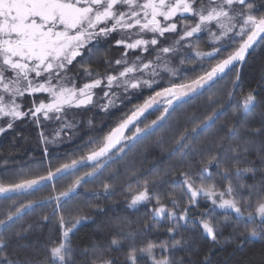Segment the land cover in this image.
<instances>
[{"label":"snow or ice","instance_id":"1","mask_svg":"<svg viewBox=\"0 0 264 264\" xmlns=\"http://www.w3.org/2000/svg\"><path fill=\"white\" fill-rule=\"evenodd\" d=\"M203 33L210 51L202 50ZM104 44L120 54L106 55L101 72L93 58ZM259 45L264 12L257 14L254 0H0V136L19 135L21 123L33 126L48 161L36 169L10 167L7 159L0 165V264H33L37 250L23 243L33 226L18 222L45 207L58 229L37 254L41 264H78L81 256L79 264H212L209 254L192 259L199 254L192 238H176L189 225L209 253L220 244L240 249L264 238V114L258 125L247 119L264 98L255 87H242L250 50ZM189 65L193 74L182 75ZM230 73L223 97L212 92ZM206 92L204 105L193 106ZM126 103L132 106L107 131L90 118L86 138L79 136L77 114L98 109L107 115ZM189 106L182 123L172 120ZM229 107L230 118L217 125ZM158 131L152 143L176 163L151 176L129 164L118 180L119 169L110 166ZM188 157H199V166L185 164ZM257 171L260 181L245 183ZM168 177L179 187L162 192ZM89 184L97 201L115 195L119 184L127 209L151 204L145 222L111 224L106 247H74V233L104 211L99 203L69 206ZM225 225L232 228L228 237ZM162 230L167 239H147Z\"/></svg>","mask_w":264,"mask_h":264},{"label":"trees","instance_id":"2","mask_svg":"<svg viewBox=\"0 0 264 264\" xmlns=\"http://www.w3.org/2000/svg\"><path fill=\"white\" fill-rule=\"evenodd\" d=\"M256 4L257 14L264 12V0H254ZM202 50L210 51L206 41L208 40L207 33L200 35ZM251 54L248 56L247 63L243 68V84L242 87L246 91L249 86L255 87L257 89L258 98H264V85L258 86V81L262 70H264V45H259L255 49L250 50ZM119 52L116 50L109 51V45L104 44L96 53L93 58V64L99 71H104V65L100 63L106 55H110L113 58L119 56ZM214 62V61H213ZM178 59L174 61V66L178 65ZM191 65L187 66V69L181 68V74L192 75L190 71ZM207 67V63H205ZM198 70V69H197ZM233 74H229L223 80L219 81L218 84L212 89V92L223 97L224 93L227 91L228 81L232 78ZM239 91V90H238ZM145 91V95H148ZM209 93H205L204 96L198 97L197 100L192 102L193 106H203ZM143 97L139 100L133 99L132 103H137L142 101ZM132 106L131 103H126L125 106L110 110L109 114L105 115L98 109H92L91 111L84 112L82 114H77L74 119L79 123V136L86 138V133L88 132L87 120L93 119L97 129L101 127V121H103V130L107 131L108 127L112 126L114 122L122 115L123 112L127 111L128 108ZM233 111V108L229 107L226 109L220 120L217 121V125L226 122ZM191 112V106L185 109H180L173 113L172 120L183 122V118L187 113ZM262 114H264V105L258 104L253 110V113L247 118L249 121L258 125L262 119ZM73 117L70 115L69 119ZM153 116H149L148 119H153ZM50 127H55L51 125ZM17 132L10 134L8 136H0V165L4 164L5 159L8 160L10 167H19L21 165L25 167H31L33 169L40 168L42 166L46 167L48 161L43 160L42 152L43 146L39 144L37 130L27 123H21L17 126ZM162 133L158 131L152 137L141 141L136 144L131 151L128 152L124 160L120 161L118 164L111 165V169H119L120 175L117 178L121 180L124 178L126 165H133L137 168H142L146 175H153L155 173H162L165 169L169 168L176 163L175 157H167L166 154L162 153L160 148L155 147L152 143L156 136ZM15 136V142H13V137ZM79 142V141H77ZM204 142V137L198 141V144ZM50 150L53 152V160L55 161V156L57 149L54 146H49ZM67 148V144L61 146L60 152ZM43 161V165L42 162ZM185 164L192 163L199 166V157H188L184 161ZM87 169H82L86 171ZM215 171V169H213ZM107 175V172L105 173ZM261 173L257 171L255 178L248 175L245 180L247 184H255L260 181ZM72 177H65L64 180L60 181V186H66L67 183L71 181ZM168 183L160 185L159 190L162 192L171 191L173 188H178V185H172V177L166 178ZM99 184L100 181H96ZM93 188L92 184L86 185L78 190L77 195L70 202V207L76 206H87L89 204L99 203L101 207L104 208L103 212L96 213L92 216V219L84 223L72 236V244L77 249H82L87 246L96 245L98 247H106L107 244L112 239L108 228L113 223H118L123 220L135 227L142 225L146 220V214L148 209L151 208V204L146 206H141L139 210L127 209L125 200L122 195H120V187L117 184L116 194L105 199L103 196L97 201L95 194L90 190ZM50 188L44 189L41 192L36 193L35 198L47 195ZM154 203V201H153ZM170 206V205H169ZM219 211V210H218ZM49 214V220H42L44 214ZM50 207L37 208L34 213H31L24 217L23 221L18 222L27 227L28 224L33 226L32 232L29 234L28 238L23 241L24 244L29 246V252L32 248H35L38 253H42L45 246L48 244L49 238L57 235V220L55 216H52ZM217 219L223 220L224 216L219 215ZM168 226V222L164 221L161 223V228L165 229ZM223 237H228L232 231L231 226L225 225L222 229ZM183 237L185 240L192 238L193 247L199 249V254L192 257L193 260L203 259V255L209 254L212 264H264V238H256L248 243H246L242 248L235 249L234 244H220L217 245L211 252H208V242L205 240H200L195 238V234L191 228V225L186 228L180 229V234L176 237L181 239ZM222 237V239H223ZM147 239L156 241L157 243L167 239L166 231L155 232L153 231ZM37 254L33 255V264H41L42 257ZM24 253H22L23 257ZM113 258H118L119 253H112ZM178 255H185L184 253H179ZM187 259V257H185ZM84 257H79V261H82ZM78 261V264H79Z\"/></svg>","mask_w":264,"mask_h":264},{"label":"rangeland","instance_id":"3","mask_svg":"<svg viewBox=\"0 0 264 264\" xmlns=\"http://www.w3.org/2000/svg\"><path fill=\"white\" fill-rule=\"evenodd\" d=\"M201 35V34H200Z\"/></svg>","mask_w":264,"mask_h":264}]
</instances>
